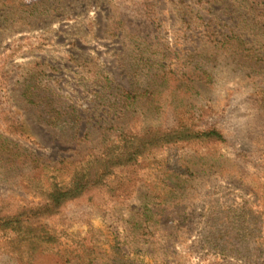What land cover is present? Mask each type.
I'll list each match as a JSON object with an SVG mask.
<instances>
[{"label": "rangeland", "instance_id": "1", "mask_svg": "<svg viewBox=\"0 0 264 264\" xmlns=\"http://www.w3.org/2000/svg\"><path fill=\"white\" fill-rule=\"evenodd\" d=\"M231 34L258 53L264 0H0L1 210L44 202L24 180L31 156L66 182L119 133L214 128L39 223L95 243L92 264H264V63L240 60ZM2 238L0 264H55L16 259Z\"/></svg>", "mask_w": 264, "mask_h": 264}, {"label": "trees", "instance_id": "2", "mask_svg": "<svg viewBox=\"0 0 264 264\" xmlns=\"http://www.w3.org/2000/svg\"><path fill=\"white\" fill-rule=\"evenodd\" d=\"M222 44L232 42L240 43L237 57H244L243 62L248 59L258 65L264 63V43L256 53L243 55L242 45L247 42L240 36L231 34L225 37ZM251 45L249 50H252ZM246 48V50H248ZM240 51V54H238ZM262 51V52H260ZM256 101V99H255ZM259 101L261 110L264 113V95ZM0 120L8 121L9 117L0 114ZM17 123V120L14 121ZM21 129V126H18ZM19 135H23L20 133ZM200 138H221V134L214 128L205 131H195L189 126L175 127L171 129H150L147 128L140 133L123 135L117 134L115 138L107 141L103 151L93 154L74 163L68 181L59 180L63 167L58 164H48L40 162L35 156H31L36 161L34 168L38 170L25 175L26 187L42 196L43 203L23 204L18 207H0V238L4 240V247L12 257L29 262L35 255L50 252L55 259V264H92L96 251L99 247L93 243L86 245L84 242L66 243L61 239L59 233L47 226L39 223L41 218L50 217L60 212L61 208L71 201H83L94 198V195L111 187H116L112 182V176L136 165L140 157L150 155L156 147L173 145L182 139ZM27 156V154L25 155ZM64 161V160H63ZM65 168V167H64ZM67 168V167H66ZM124 168V169H123ZM58 179V180H57ZM64 181V182H63ZM6 209V210H5ZM26 225V232L15 237L6 235L9 228L15 225ZM93 236L99 234L97 230H89ZM98 236V235H97ZM119 255V254H118ZM119 259V257H117Z\"/></svg>", "mask_w": 264, "mask_h": 264}]
</instances>
